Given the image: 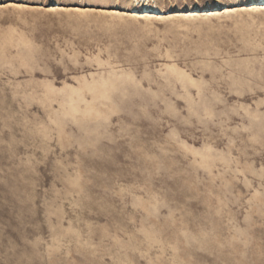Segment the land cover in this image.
Returning <instances> with one entry per match:
<instances>
[{"label": "rangeland", "instance_id": "1", "mask_svg": "<svg viewBox=\"0 0 264 264\" xmlns=\"http://www.w3.org/2000/svg\"><path fill=\"white\" fill-rule=\"evenodd\" d=\"M145 1L0 0V264H264V10Z\"/></svg>", "mask_w": 264, "mask_h": 264}, {"label": "bare ground", "instance_id": "2", "mask_svg": "<svg viewBox=\"0 0 264 264\" xmlns=\"http://www.w3.org/2000/svg\"><path fill=\"white\" fill-rule=\"evenodd\" d=\"M142 2H146L145 0H142ZM249 10H252L254 8H260L261 10H264V0H250L249 3ZM152 13H156V14H160V10L156 7V6H149L148 7ZM232 10L230 8H223V9H212V10H206V11H201V13H197L196 11H190V12H186L183 13L184 16L188 17V18H196L198 16H205V17H214V16H218V15H224V14H228L230 13ZM147 12V11H146ZM155 15V14H154ZM141 18H150L153 15L152 14H148V13H142L139 15ZM176 74L179 76H181V74H178V71L176 72Z\"/></svg>", "mask_w": 264, "mask_h": 264}]
</instances>
